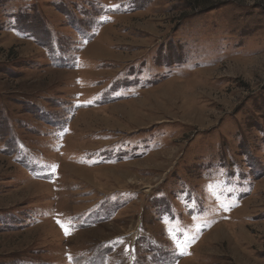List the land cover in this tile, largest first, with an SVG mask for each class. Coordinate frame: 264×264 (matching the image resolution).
Here are the masks:
<instances>
[{
    "label": "rangeland",
    "instance_id": "374dc122",
    "mask_svg": "<svg viewBox=\"0 0 264 264\" xmlns=\"http://www.w3.org/2000/svg\"><path fill=\"white\" fill-rule=\"evenodd\" d=\"M0 264H264V0H0Z\"/></svg>",
    "mask_w": 264,
    "mask_h": 264
},
{
    "label": "snow or ice",
    "instance_id": "6c2138e0",
    "mask_svg": "<svg viewBox=\"0 0 264 264\" xmlns=\"http://www.w3.org/2000/svg\"><path fill=\"white\" fill-rule=\"evenodd\" d=\"M53 170H54V166H53ZM61 227L64 230L65 235H70L71 234V230H72L73 226L70 223L68 225H65V224L62 223ZM180 254L183 255V254H186V253L183 250H181Z\"/></svg>",
    "mask_w": 264,
    "mask_h": 264
}]
</instances>
